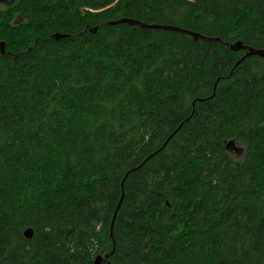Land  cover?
<instances>
[{"label": "trees", "instance_id": "obj_1", "mask_svg": "<svg viewBox=\"0 0 264 264\" xmlns=\"http://www.w3.org/2000/svg\"><path fill=\"white\" fill-rule=\"evenodd\" d=\"M0 41V264H264V56L230 47L264 0H15Z\"/></svg>", "mask_w": 264, "mask_h": 264}, {"label": "water", "instance_id": "obj_2", "mask_svg": "<svg viewBox=\"0 0 264 264\" xmlns=\"http://www.w3.org/2000/svg\"><path fill=\"white\" fill-rule=\"evenodd\" d=\"M14 1L15 0H0V3L6 4V5H10ZM121 22H128V23H131V24H139V25H142L144 27H154V28H159V29L172 30V31L188 34L190 36H193L196 39H200V40H203V41L217 40L215 38L203 36V35H201L199 33L192 32V31H189V30H185V29H182V28H179V27H175V26L157 25V24L147 25V24H144L142 22H139V21H136V20H132V19L121 18V19H118V20L111 21L108 24L111 25V24H116V23H121ZM90 30L92 32H94L96 30V27H92V28H90ZM63 36H65V35L60 34V33L52 34V38H54V39H58V38H61ZM230 47H231L232 50H243V51H246L247 54H255V55H258V56H264V49L253 48L251 46L242 44L240 41H236L235 43L231 44ZM0 51H1V53H5V51H4V42L3 41H0ZM226 147H227L228 150H233L235 152L238 151V147L235 145V142H234L233 139H230V140L227 141ZM119 205H120V202L117 204V207H116V209L114 211V214L112 216V223H113V220L115 218L116 210L118 209ZM32 234H33V232L31 230V228H27V229L24 230V235H25L26 238L32 237ZM112 253H113V249H111L109 252L105 253L104 255L97 254L94 257L92 264H111L110 260H109V257H110V255Z\"/></svg>", "mask_w": 264, "mask_h": 264}, {"label": "bare ground", "instance_id": "obj_3", "mask_svg": "<svg viewBox=\"0 0 264 264\" xmlns=\"http://www.w3.org/2000/svg\"><path fill=\"white\" fill-rule=\"evenodd\" d=\"M238 147V146H237ZM227 148V147H226ZM228 150V149H227ZM240 150V147H238V151ZM228 151H232L233 153H237V152H235V151H233V150H228Z\"/></svg>", "mask_w": 264, "mask_h": 264}, {"label": "rangeland", "instance_id": "obj_4", "mask_svg": "<svg viewBox=\"0 0 264 264\" xmlns=\"http://www.w3.org/2000/svg\"><path fill=\"white\" fill-rule=\"evenodd\" d=\"M116 1V0H115Z\"/></svg>", "mask_w": 264, "mask_h": 264}]
</instances>
